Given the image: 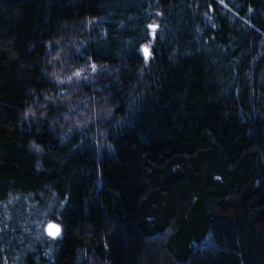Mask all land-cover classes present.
Instances as JSON below:
<instances>
[{
  "label": "trees",
  "instance_id": "trees-1",
  "mask_svg": "<svg viewBox=\"0 0 264 264\" xmlns=\"http://www.w3.org/2000/svg\"><path fill=\"white\" fill-rule=\"evenodd\" d=\"M0 264H264V0H0Z\"/></svg>",
  "mask_w": 264,
  "mask_h": 264
},
{
  "label": "water",
  "instance_id": "water-1",
  "mask_svg": "<svg viewBox=\"0 0 264 264\" xmlns=\"http://www.w3.org/2000/svg\"><path fill=\"white\" fill-rule=\"evenodd\" d=\"M144 49L145 48H143L142 49V52L143 53H145L144 52ZM59 229V233H60V228H59V226L57 225V224H55V223H53V222H50V223H48V224H46L45 226H44V232H45V234L47 235V237H49V238H56L58 235H55V236H53V235H49V232L51 231V232H55V230L56 229Z\"/></svg>",
  "mask_w": 264,
  "mask_h": 264
},
{
  "label": "snow or ice",
  "instance_id": "snow-or-ice-1",
  "mask_svg": "<svg viewBox=\"0 0 264 264\" xmlns=\"http://www.w3.org/2000/svg\"><path fill=\"white\" fill-rule=\"evenodd\" d=\"M144 52H145V60H147L148 59V51H147V49H144ZM92 67H93V70H95V65H93ZM76 75H79V73H76ZM49 235H53V236L59 235V229L57 228L54 233L50 231Z\"/></svg>",
  "mask_w": 264,
  "mask_h": 264
}]
</instances>
